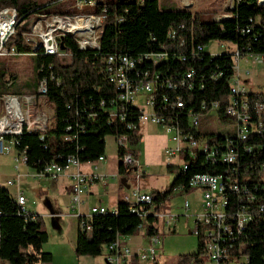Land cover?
<instances>
[{
    "label": "built area",
    "instance_id": "built-area-1",
    "mask_svg": "<svg viewBox=\"0 0 264 264\" xmlns=\"http://www.w3.org/2000/svg\"><path fill=\"white\" fill-rule=\"evenodd\" d=\"M96 0H74L76 6L94 5ZM238 0H236L237 3ZM184 8L191 3L188 0H180ZM256 4L264 6V0H256ZM233 3L229 6L232 8ZM106 7L102 5L97 12H39L29 19H22L16 14L12 6L0 7V55H13L17 53L36 54L37 51L46 55L68 56V53L59 48V42L65 35L73 38L76 47L80 50H99V36L103 25ZM231 17L224 13L216 19L222 20ZM118 22L119 16L115 18ZM23 22V28L16 30V25ZM182 29L183 25L180 24ZM18 33L22 41L28 45L29 51L19 52L15 45L6 46L4 40L8 35ZM175 30L169 28L166 38L172 40ZM150 40H153L151 37ZM185 45L184 38H179L177 47ZM224 47L229 44H220ZM207 52L209 55H219L221 51ZM203 52V46L190 41L187 50L182 53H169L163 45L157 49L130 54L127 50H115L101 56V66L98 69L104 78L112 84L115 89L113 96L108 99H100L96 103V109H101L106 116L107 123L116 122L126 130H139L144 123L159 125L167 135L168 145L162 148L166 156L180 155L195 157L197 153L202 154L204 162L222 165L221 172L208 173L197 172L191 174L186 185L177 184L170 191L197 190L198 203L197 212L193 214V230L199 235L202 241V251L205 258L212 264H240L246 262V256L241 254L246 241L239 240L245 224L250 221L252 214L243 202L254 199V195L247 192L246 187L236 182L232 176L237 172L239 156V142L245 139L249 132L262 133L264 129L259 119L250 120V113L247 108L244 88L236 75L235 63L240 58L235 48L232 49L230 59L234 73L227 80L228 95L227 104L223 109L224 119L217 117V101H210L208 110L201 112L203 103L200 102L198 111L188 107L186 102L176 92L178 89L191 90L195 73L192 68L183 70H153L149 65H155L171 58L178 61H186L191 58L199 59ZM259 61L261 55H254ZM42 73L34 76L33 87L28 93L3 92L0 94V155L12 153L13 170L18 176V167L26 165L24 148L18 149L20 134L23 131H36L37 136L42 140L46 133L53 126V112L46 101L48 82L59 84V79L51 70V64H46L42 72V65L37 68ZM220 73L215 72L212 78ZM211 77V75H210ZM199 79L200 76H199ZM5 81V85L10 84ZM198 88L202 84L198 81ZM159 91H161L159 93ZM142 95L140 103L137 97ZM91 100V97H88ZM68 106V105H67ZM215 108L214 119H199L207 111ZM263 110L262 103L254 105V112L259 115ZM186 115L187 128H181L178 119L180 115ZM95 115L93 104L81 107L74 113V119L85 120L90 123ZM84 122L75 121L73 125H65L59 138L63 141H73L85 128ZM212 128V130H211ZM216 132L222 141H207L203 130ZM220 129H228L229 132H219ZM116 149H119V161L122 168L132 172L136 180L134 186H127L128 191L124 193L123 200L128 203V211L138 217L139 222L136 228H145V217L167 218L166 212L159 209L167 204L168 195L162 192L143 191L138 187L139 178L142 172L137 168V161L134 152L128 144L126 134L120 133L112 136ZM104 141V137H103ZM44 147V145H42ZM264 146V144H263ZM244 152H249V145L241 144ZM60 161L37 160L38 169H33L35 177H56L67 173L70 178L68 185V206L76 218V225L80 231L89 232L91 229V218L96 214H115V208L107 209L100 205H90L86 211H80L82 195L87 187L95 181H103L104 176L94 172H83L79 170V160L76 153L58 154ZM103 155H98L95 160H102ZM88 162V161H86ZM187 163L182 161L179 170H184ZM27 166V165H26ZM29 167V166H28ZM18 178V177H17ZM13 179L7 178L5 185H11ZM264 189V185L261 186ZM227 191L241 193L236 197V210L227 211ZM16 206V214L22 217L23 222L34 221V216L29 213L26 207V197L17 190L13 195ZM184 209L188 208V201L182 203ZM258 212L264 211V203L254 204ZM150 242L141 251H132L119 238V234L104 243L103 259L106 264H152L154 260V246L157 243L156 236H149ZM235 250V254H233ZM134 257V262H128ZM21 264H28L23 261ZM188 264H201L190 259Z\"/></svg>",
    "mask_w": 264,
    "mask_h": 264
},
{
    "label": "trees",
    "instance_id": "trees-1",
    "mask_svg": "<svg viewBox=\"0 0 264 264\" xmlns=\"http://www.w3.org/2000/svg\"><path fill=\"white\" fill-rule=\"evenodd\" d=\"M48 0L44 4H38L34 0H0V7L12 6L16 14L22 19H29L35 13L47 12L45 7L52 3ZM233 7L229 8L231 17L218 20L200 18L196 11L188 8L162 9L159 8L157 0H96L92 12H97L102 5L106 11L103 19L101 34L99 36L98 52L92 50H80L70 35L61 39V45L68 53V61L60 62L55 55H46L37 51L33 56L34 76L42 73L37 68L42 65V72L46 64H51V70L59 79V84L48 82L46 101L52 106L53 126L40 140L36 131H23L19 137L18 149L24 148L26 165L38 169L37 160H56L58 154L76 153L79 162L94 161L98 155L103 154L105 135L115 136L120 133L126 134L128 144L133 148L138 139L137 130H126L122 125L113 122L107 123L105 113L96 109V103L100 99H108L113 96L115 89L103 74L98 71L101 66V56L115 50L128 51L136 54L148 50L157 49L163 45L169 53H182L187 50L190 41L203 46L201 57L191 58L186 61L173 60L149 65L153 70H183L192 68L195 76L191 90L178 89L176 92L186 102L188 107L198 111L200 102L203 103L201 112L208 110L210 101H217V117L222 116L223 109L227 104L228 83L227 80L234 73L230 59L232 49H224L219 55H209L204 49L205 44L211 39L224 41L227 45L235 48L241 57L244 54L264 56V6L256 4V0H232ZM65 13V12H59ZM119 16L120 21L115 18ZM23 22L16 25V30L23 28ZM183 28L180 29L179 25ZM169 28L175 30L174 38H166ZM153 40H150V38ZM184 38L185 45L177 47L179 38ZM4 45H15L19 52L29 51V47L22 41L18 33L8 35ZM215 72L220 75L212 78ZM211 75V77H210ZM33 76V79H34ZM199 76L201 79H199ZM202 84L198 88V83ZM4 81V71L0 67V94L8 92ZM33 87V85H32ZM10 92V91H9ZM161 91H159L160 93ZM15 93V92H13ZM247 108L250 120H260L264 129V91H246ZM91 97V100H88ZM92 102L95 115L90 123L83 119H74V113L81 107H87ZM256 103L263 104V110L259 115L254 112ZM68 105V106H67ZM186 115H180L179 126L186 129ZM75 121L84 122L85 128L73 141H63L59 138L65 125H73ZM212 130V128H211ZM211 130H203L207 141H222V138ZM226 133L229 132L225 129ZM239 156L237 172L232 176L236 182L246 187L254 199L243 202L248 207L252 217L245 224L239 240L246 241L241 254L246 256V262L240 264H264V211L258 212L254 204L264 203V132H249L245 139L239 142ZM241 144L249 145L251 150L244 152ZM44 145V147L42 146ZM119 159V149H117ZM187 163L184 170H178L170 183V190L177 184L186 185L188 177L197 172L218 173L222 165L216 162L211 164L204 162L202 154L197 153L195 157L183 156ZM119 173L127 172L118 164ZM120 184V183H119ZM169 190V191H170ZM157 192V191H153ZM166 194L167 192H162ZM242 195L238 192L227 191V211L236 210V197ZM115 214H96L91 218V229L89 232L80 231L74 245L76 255L95 256L100 253L101 246L112 240L115 234H132L136 230L139 219L128 211V203L118 199L115 205ZM34 216V215H33ZM35 217V216H34ZM156 217L147 215L144 233L153 236L156 233L154 222ZM46 238L45 231L41 228L38 219L23 222L22 217L16 214V206L9 192L0 187V261L7 264H21L23 261L30 263L34 255L25 251L26 246L38 249L41 242ZM202 250V241L197 235L195 253L183 255L178 264H188L190 259L201 262L197 253ZM46 253L41 254L45 256ZM235 254V250H233ZM154 264V263H152Z\"/></svg>",
    "mask_w": 264,
    "mask_h": 264
},
{
    "label": "rangeland",
    "instance_id": "rangeland-1",
    "mask_svg": "<svg viewBox=\"0 0 264 264\" xmlns=\"http://www.w3.org/2000/svg\"><path fill=\"white\" fill-rule=\"evenodd\" d=\"M38 4H44L48 0H34ZM50 1V0H49ZM99 1H111V0H99ZM191 5L188 10L196 11L200 18L216 19L220 15L230 12L228 7L232 4V0H188ZM159 8L162 9H184L180 0H157ZM94 5L87 4L76 6L74 0H53L52 3L45 7L49 12H92ZM220 44H225L224 41L218 39L209 40L204 49L207 52H217L222 50ZM225 49H233L231 45ZM33 56L26 53H17L13 55H0V67L4 71V81H11L7 87V91L15 93H28L32 89L34 67ZM60 62H67L68 56H60ZM236 69V75L240 80L244 91H264V56L259 61L251 54L242 55L234 64ZM142 100V95H139L136 99L138 103ZM50 109L52 106L48 105ZM215 108L211 107L204 115H201L199 119H214ZM219 132H226L225 129H220ZM140 137L133 147V150L137 152L139 158L140 168L143 169L144 174L139 178L138 187L145 191H157L167 192L168 200L167 204L160 208V212H166L168 214L167 223L163 222L161 217H157L154 222L156 228L157 243L154 246V264H178V260L181 256L195 253L196 251V239L193 230V214L197 212V202L199 200L198 191L185 190V191H169L170 183L173 177L179 170V166L183 159L180 155L166 156L162 148L168 145L167 135L162 131L159 125L154 123L143 124L138 131ZM12 153L0 155V183L4 182L7 177L12 178V184L7 185L6 188L10 195H13L16 190L18 182H21V177H16L13 170ZM103 160H94V163L98 167V171L103 173L106 185L104 189L99 190L98 193L89 195V203L86 209L93 204H102L107 209L112 203L109 201L110 195H117V200L122 199L124 193L128 191V185L134 186L136 180L132 175V172L119 173L118 171V156L114 139L111 135L104 136L103 147ZM88 164H80V167L87 168ZM24 166H20L21 169ZM28 171L33 173L32 168H27ZM113 174V177L111 176ZM14 175V176H13ZM124 176L126 185L119 184V177ZM51 178V177H49ZM48 178V179H49ZM19 180V181H18ZM51 180V179H49ZM48 180V181H49ZM22 188V185H21ZM25 194L34 199L38 205H42L44 209H49L48 203L53 200L57 204L62 203V198L53 194L48 187H41L37 190L36 195L33 190L25 189ZM87 190V189H86ZM85 194V193H84ZM83 196V195H82ZM188 201V208L184 209L182 203L184 200ZM85 208V207H84ZM196 209V210H195ZM57 210V209H54ZM60 210V209H59ZM81 210V209H80ZM128 245H138L140 247L146 246L148 243L147 236L144 233V228H136L134 233L127 234ZM124 239V240H125ZM104 251V245L101 246L99 254L100 258ZM197 258L204 261V264H212L205 258L203 251H199ZM0 264H6L4 261H0Z\"/></svg>",
    "mask_w": 264,
    "mask_h": 264
},
{
    "label": "crops",
    "instance_id": "crops-1",
    "mask_svg": "<svg viewBox=\"0 0 264 264\" xmlns=\"http://www.w3.org/2000/svg\"><path fill=\"white\" fill-rule=\"evenodd\" d=\"M139 138L140 137H138V139ZM133 152H134V155L137 161V168L142 172V175H143L144 171L142 168H140L137 152H135L134 150ZM91 162L93 161L80 162L79 167H78L79 170L83 172H94V173L105 176L103 173L98 171L97 165ZM82 163L88 164L87 168L84 169L80 167V164ZM20 166L17 169L18 179H20V177L22 179H21V182H18L15 192L17 190H20L25 195L26 207L29 213L35 216L34 219H38V221L41 224V228L46 233V238L43 242L40 243L38 249H33L31 246H26L25 251L27 253L34 255V260L28 264H106L103 259V255L100 258L99 255H95V256L76 255L74 253V245H75V239L77 235V225H76V218L71 213V211L69 210V206H68V185L70 183V178L67 175V173L57 175L56 177H53V178L35 177L31 171L27 170V168H30V167L23 165L24 166L23 168L25 169H21ZM111 176L113 177V174H111ZM48 178L51 180H49ZM21 185H22V188H21ZM105 185H106V182L105 180H103V181H95L87 187L85 194L83 193V196H82V202L80 205L81 212L86 211V206L89 203L88 196L92 195L93 193H98L99 190L104 189ZM6 186L7 185H5L4 182L0 183V187H3L7 190ZM41 187H47V188L49 187L51 191L53 192V194L56 195V197L59 195L62 198V203L57 204V202L53 200H51L48 203L47 201V205L50 206V208L44 209L42 205L41 206L38 205V203H36L34 199L30 198L28 194L27 195L25 194V191H26L25 189L27 190L29 189V190H33L34 194L36 195L37 190H39ZM13 195L11 196L13 197ZM109 201L112 203L109 207L115 208V205L117 202V195L115 194L110 195ZM93 205H96V204H93ZM98 205L103 206L102 204H98ZM54 209H57V210H54ZM161 219L165 223L169 221V218L167 219V218L161 217ZM125 236H127V234H120L119 238L132 251H141L145 247V246L140 247L138 245H133V244L128 245L127 238L125 239ZM147 239H148V243L146 244V246L150 242V237L147 236ZM43 253H46L44 257L41 256V254ZM103 254H104V251H103ZM134 261H135V258L130 257L127 260V263L134 262ZM201 264H204L203 260H201Z\"/></svg>",
    "mask_w": 264,
    "mask_h": 264
},
{
    "label": "water",
    "instance_id": "water-1",
    "mask_svg": "<svg viewBox=\"0 0 264 264\" xmlns=\"http://www.w3.org/2000/svg\"><path fill=\"white\" fill-rule=\"evenodd\" d=\"M23 24H24V23H22V25H23ZM59 48H60V49H63V48H62V45H61V42H59ZM119 163H120V161H119V159H118V160H117V164H119ZM119 183L122 184V185H124V186H127V185H126V181H125V177H124V176H120V177H119Z\"/></svg>",
    "mask_w": 264,
    "mask_h": 264
}]
</instances>
